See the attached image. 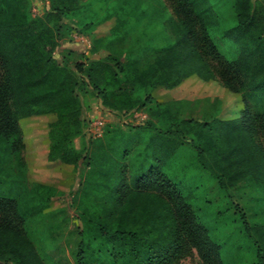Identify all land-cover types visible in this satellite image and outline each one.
Returning <instances> with one entry per match:
<instances>
[{
  "label": "trees",
  "instance_id": "1",
  "mask_svg": "<svg viewBox=\"0 0 264 264\" xmlns=\"http://www.w3.org/2000/svg\"><path fill=\"white\" fill-rule=\"evenodd\" d=\"M141 1H102L109 7L102 19L114 16L113 37L106 38V45L116 41L120 46L93 61L87 79L110 108L133 105L134 88L144 89L141 104L149 111L155 108L158 120H147L152 130L137 124L134 132L118 138L110 134L85 156L89 170L79 186L76 216L81 226L75 264H86L94 253L107 256L113 264H173L187 246L195 247L204 264H223L219 245L165 166L186 145L200 168L222 188L247 176L259 180L258 170L264 166V1L234 0V21L221 33L231 40L232 55H227L212 36L221 17L210 0H166L174 13L169 18L174 39L152 46V54L142 61L130 55L132 46L125 43L133 21L148 11ZM85 5L86 0H50L48 10L32 16L29 0H0V151L19 154L23 142L18 119L49 112L56 115L53 132L60 138L49 143L47 160L79 165V151L62 135L79 124L77 87L82 82L68 65L54 59L47 45L56 42L59 19ZM91 24L92 20L73 23L72 28ZM149 45L143 44L145 54ZM191 75L216 78L237 94L241 102L237 114L201 120L180 117L169 101L153 96V89H171ZM7 138H12L10 143ZM138 142L142 147L133 152ZM136 154L140 157L135 160ZM36 182L43 188L41 198L51 204L52 187ZM16 205L14 197H0V210ZM28 214L32 213L28 210ZM244 216L242 211L245 234L251 238L254 231L257 236L251 238L253 264H264L263 224L250 225ZM0 264L45 262L24 230L3 220Z\"/></svg>",
  "mask_w": 264,
  "mask_h": 264
},
{
  "label": "rangeland",
  "instance_id": "2",
  "mask_svg": "<svg viewBox=\"0 0 264 264\" xmlns=\"http://www.w3.org/2000/svg\"><path fill=\"white\" fill-rule=\"evenodd\" d=\"M102 1L86 0L85 7L77 13L59 19L60 29L56 42L47 45L54 59L68 65L82 82L77 87L79 124L77 128H68L69 132L62 135L66 136L68 144L79 151V165L76 167L60 160H47L49 143H57L60 138L55 130L53 132L54 127H57L56 115L49 112L18 119L23 142L19 154L10 150L7 153L0 151V197H14L18 201L15 209L9 206L0 210V221L9 220L22 228L33 241L45 264L76 263L81 226L76 210L80 203L78 194L81 177L89 170L85 156L90 149L100 141L109 140L110 134L118 138L134 132V125L146 126L148 119L155 123L158 120V116L153 114L155 108L151 107L149 111L147 106L141 104L146 95L144 89L134 88L133 97L137 101L133 105L110 108L88 82L87 69L91 63L107 51H117L120 46L116 41L106 45V38L113 37L110 30L114 16L102 19L105 9L109 10ZM167 1H141L148 11L133 21L125 39V43L132 46L131 56L145 60L152 54V46L166 45L173 41L174 30L169 18L174 17V13ZM210 1L221 17L212 36L223 52L232 55L229 45L231 40L221 33L223 27L234 21V0ZM112 3L109 1L107 4ZM92 6L97 8L96 11L90 9ZM49 7L50 0H29L28 10L32 16H38ZM89 20L93 24L79 30L72 28L73 23L81 24ZM147 42L150 48L146 55L143 44ZM152 94L157 100L169 101L171 110L178 116L196 120L215 115L233 116L241 104L238 95L229 91L218 79L203 80L196 75L187 77L171 89L157 87L152 90ZM146 128L152 130L151 126ZM11 140L7 138L6 141L10 143ZM137 144L133 152L137 146L142 147V143ZM135 157V160L139 159L140 154ZM166 162V173L188 195L198 220L204 223L211 239L219 245L222 263L253 264L255 245L252 239L257 236L254 231L251 232L252 239L245 234L241 212H244V218L250 225L263 224L264 229V166L258 170L259 180L247 176L225 189L218 185L208 171L200 168L195 162L192 149L186 145L180 146ZM36 181L52 187L55 194L51 204H46L41 198L43 188ZM26 200L30 202L26 203ZM33 205H36L35 212L31 209ZM28 210L32 214H28ZM86 264L113 263L107 256L94 253L87 258ZM173 264L204 263L195 247L187 246Z\"/></svg>",
  "mask_w": 264,
  "mask_h": 264
}]
</instances>
